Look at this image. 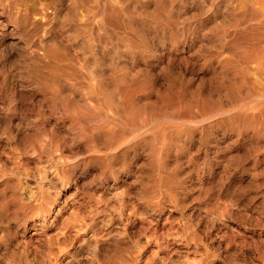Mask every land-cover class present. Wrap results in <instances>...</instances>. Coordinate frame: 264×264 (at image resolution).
Returning <instances> with one entry per match:
<instances>
[{
	"label": "bare ground",
	"instance_id": "6f19581e",
	"mask_svg": "<svg viewBox=\"0 0 264 264\" xmlns=\"http://www.w3.org/2000/svg\"><path fill=\"white\" fill-rule=\"evenodd\" d=\"M219 134L264 150V0H0V148L159 174Z\"/></svg>",
	"mask_w": 264,
	"mask_h": 264
},
{
	"label": "rangeland",
	"instance_id": "374dc122",
	"mask_svg": "<svg viewBox=\"0 0 264 264\" xmlns=\"http://www.w3.org/2000/svg\"><path fill=\"white\" fill-rule=\"evenodd\" d=\"M85 144L39 159L1 146L0 181L7 196L20 186L24 207L0 196V264H264L255 137H194L158 159L159 174L150 164L106 168Z\"/></svg>",
	"mask_w": 264,
	"mask_h": 264
}]
</instances>
